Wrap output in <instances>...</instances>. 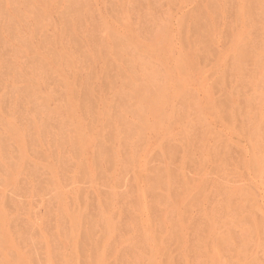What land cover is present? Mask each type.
Returning a JSON list of instances; mask_svg holds the SVG:
<instances>
[{"label": "rangeland", "instance_id": "1", "mask_svg": "<svg viewBox=\"0 0 264 264\" xmlns=\"http://www.w3.org/2000/svg\"><path fill=\"white\" fill-rule=\"evenodd\" d=\"M0 264H264V0H0Z\"/></svg>", "mask_w": 264, "mask_h": 264}]
</instances>
